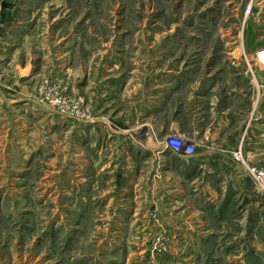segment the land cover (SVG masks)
<instances>
[{"label": "rangeland", "instance_id": "obj_1", "mask_svg": "<svg viewBox=\"0 0 264 264\" xmlns=\"http://www.w3.org/2000/svg\"><path fill=\"white\" fill-rule=\"evenodd\" d=\"M255 5L0 0V264H264V245L243 234L244 212L237 224L212 211L163 216V191L138 182L131 160L116 161L148 141L107 131H88L98 148L83 141L100 114H117L130 132L131 71L146 85L147 74L162 84L163 71H189L190 84L210 72L262 71L245 39ZM80 71L129 74L117 112L90 100L100 90L78 89Z\"/></svg>", "mask_w": 264, "mask_h": 264}, {"label": "crops", "instance_id": "obj_2", "mask_svg": "<svg viewBox=\"0 0 264 264\" xmlns=\"http://www.w3.org/2000/svg\"><path fill=\"white\" fill-rule=\"evenodd\" d=\"M254 13L245 38L252 55L264 49V0H256ZM80 72L78 89L100 90L90 100L94 105L109 103L116 111L123 88L129 85V74L99 71L98 78L92 79L89 71ZM134 72L130 79L136 105L130 132L123 129L126 124L117 114H100L83 128L85 146H100L97 140L88 143L89 132L102 135L107 131L114 138L129 133L133 140L148 141L133 155L122 153L116 161L128 164L131 160V172L135 178L139 175L138 182L163 191L166 199L158 200L157 206L165 218L185 220L192 215L202 219L212 211L227 213L226 218L236 223L237 211L244 212L243 234L264 245V201L255 197L245 171L246 165L264 169V69L210 72L191 84L189 71H163L162 84L147 74V85ZM173 135L195 144L194 157H177L164 146H149L151 141Z\"/></svg>", "mask_w": 264, "mask_h": 264}, {"label": "built area", "instance_id": "obj_3", "mask_svg": "<svg viewBox=\"0 0 264 264\" xmlns=\"http://www.w3.org/2000/svg\"><path fill=\"white\" fill-rule=\"evenodd\" d=\"M251 11L252 7L250 6L247 8L246 13L250 14ZM254 61L259 68L264 69V49H260L255 53ZM79 110L80 108L78 103L71 106L72 117L74 119L82 118ZM163 145L165 149L169 150L173 155L177 157L188 159L194 157L196 153V147L194 143L183 140L174 135L166 139ZM235 159L237 161H240L239 155H235ZM245 171L251 183L254 185L256 194L258 195L259 199L264 201V169L257 166L246 165Z\"/></svg>", "mask_w": 264, "mask_h": 264}]
</instances>
